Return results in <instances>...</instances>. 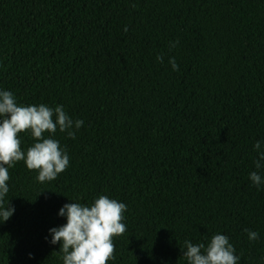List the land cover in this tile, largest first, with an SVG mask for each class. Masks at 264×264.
<instances>
[{
	"label": "trees",
	"instance_id": "trees-1",
	"mask_svg": "<svg viewBox=\"0 0 264 264\" xmlns=\"http://www.w3.org/2000/svg\"><path fill=\"white\" fill-rule=\"evenodd\" d=\"M0 90L84 121L53 135L70 160L54 181L9 168L0 264H63L59 210L101 195L127 205L108 264H188L184 242L217 233L237 264H264V184L249 179L264 178V0H0Z\"/></svg>",
	"mask_w": 264,
	"mask_h": 264
},
{
	"label": "clouds",
	"instance_id": "clouds-1",
	"mask_svg": "<svg viewBox=\"0 0 264 264\" xmlns=\"http://www.w3.org/2000/svg\"><path fill=\"white\" fill-rule=\"evenodd\" d=\"M124 31H128L127 26ZM177 43L169 42L170 48ZM156 58L160 63L164 62L163 54ZM168 63L174 71L178 70L175 57H169ZM83 123V120L73 121L62 105L54 109L45 104L18 106L12 92L0 90V222L7 221L15 211L9 203L5 207L4 200L9 192V168L24 161L29 170L38 172L36 179L39 182L54 181L68 168L70 160L66 149L52 137L59 129L62 133L67 131L68 137L75 139L76 133L72 129H80ZM26 131L31 132L36 142L25 153L21 150L19 134ZM46 132L49 133L47 138L44 136ZM254 149L259 153L254 161L259 170L264 168L260 141L255 143ZM249 179L258 189L264 184V178L257 171L251 172ZM126 211V204L105 195L95 199L91 206L76 202L65 204L58 215L66 217L67 222L49 230L50 243H60L63 264H108L115 259L113 237L127 231L122 222ZM244 231L250 241L259 239L258 232L247 228ZM182 250L188 264H237L239 259L229 238L219 233L212 236L207 246L186 240Z\"/></svg>",
	"mask_w": 264,
	"mask_h": 264
}]
</instances>
